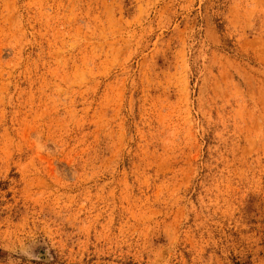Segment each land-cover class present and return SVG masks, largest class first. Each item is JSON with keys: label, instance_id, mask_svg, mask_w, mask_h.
Masks as SVG:
<instances>
[{"label": "rangeland", "instance_id": "1", "mask_svg": "<svg viewBox=\"0 0 264 264\" xmlns=\"http://www.w3.org/2000/svg\"><path fill=\"white\" fill-rule=\"evenodd\" d=\"M0 264H264V0H0Z\"/></svg>", "mask_w": 264, "mask_h": 264}]
</instances>
